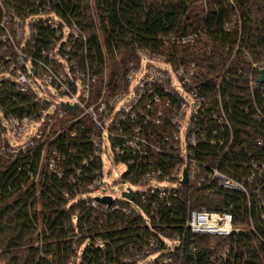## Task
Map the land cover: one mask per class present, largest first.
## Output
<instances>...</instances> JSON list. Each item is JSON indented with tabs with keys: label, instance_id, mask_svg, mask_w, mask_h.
<instances>
[{
	"label": "built area",
	"instance_id": "obj_1",
	"mask_svg": "<svg viewBox=\"0 0 264 264\" xmlns=\"http://www.w3.org/2000/svg\"><path fill=\"white\" fill-rule=\"evenodd\" d=\"M7 1L13 6L0 1V90L4 91L2 98L13 106L10 109L0 103V171L18 160L11 173L24 180L19 187L23 195L33 194L28 206L37 200L44 184L58 180L75 195L71 199L67 189L62 191L70 204L67 210L80 204L93 217L97 212L140 217L157 237L144 236L148 249L134 259H124L127 264H167L171 259L163 254L182 248L184 232L178 234L171 228L170 236H165L149 223L174 210L176 202L186 206L183 231L228 237L250 229L264 250V235L255 231L251 214L249 228H245L232 211L234 198L242 208L238 216L242 221L243 196L248 206L254 198L256 217L264 230V162H243V155L249 153L241 154L219 94L215 97L219 101L216 111L209 95L193 84L200 78L197 63L173 65L167 53L136 45L138 63L129 62L120 86L109 88L110 65H103L100 77L90 70L85 57L78 61L75 48L80 43L85 51L86 36L75 22L68 25L58 18L50 0H26L24 4ZM36 23L56 32L46 45H41L36 29L30 27ZM238 25L240 15L234 9L223 29L229 31ZM202 31L199 27L185 35H159L158 43L162 48L194 45ZM201 50L209 55L213 48L208 45ZM238 50L242 49L237 45L234 53ZM251 67L258 75L264 69V57ZM39 81L49 90H42ZM248 81L250 90L261 86L263 100L250 117L264 121V83L259 84L251 75ZM52 90L56 97L50 94ZM55 98L59 102L54 103ZM244 111L248 113V109ZM231 116L235 117L233 113ZM263 144L261 138L255 141L259 148ZM104 157L111 167L125 166L122 181L137 188L122 192L123 201L109 195L106 178L111 172H104ZM8 189L14 191L10 186ZM130 193L132 199L123 195ZM104 197H110L111 203L100 202ZM197 198L222 206L192 207ZM79 213L76 207L67 223L75 241L85 226L79 223ZM41 222L42 217L34 222L39 238L34 247L46 235L41 232ZM106 244L100 239L93 243L97 249ZM88 245L74 243L73 249L80 254Z\"/></svg>",
	"mask_w": 264,
	"mask_h": 264
},
{
	"label": "trees",
	"instance_id": "obj_2",
	"mask_svg": "<svg viewBox=\"0 0 264 264\" xmlns=\"http://www.w3.org/2000/svg\"><path fill=\"white\" fill-rule=\"evenodd\" d=\"M0 1L7 7L13 6L7 0ZM50 1L58 18L68 25L75 22L86 36L85 51L80 43L75 48L74 55L78 61L85 57L90 70L96 71L100 77L103 65H110L106 85L109 88L120 86L129 62L138 63L134 53L136 45L167 53L173 65L177 62L197 63L200 78L194 79L193 84L209 95L216 111L219 101L215 97L219 94L221 106L230 118L235 137L241 145V154L244 151L249 153L243 155V162H264V144L260 148L255 145L257 139L264 140V121H254L250 117L255 107L263 104L261 86L257 85L252 90L248 86L249 75L253 80L257 76L251 64L264 57V0H231V3L229 0ZM13 2L28 3L26 0ZM234 9L240 15V25L225 31L223 24L230 19ZM197 11L200 14H196ZM1 17L0 10V20ZM30 27L36 29L41 45H46L56 33L41 23L30 24ZM199 27L203 31L194 45L162 48L158 43L161 42L157 38L159 35H185ZM208 45L213 48L209 55L201 50ZM237 45L242 50L234 53ZM116 70L117 75L114 74ZM3 94L4 91L0 90V103L11 109L13 105L2 98ZM17 164L18 160L0 171V264H69L72 257L78 256L73 249L74 243L79 246L84 242L89 245L81 253V263L127 264L124 259H134L148 249L144 236L157 237L135 215L97 212L93 217L80 204L67 210L68 201L62 193L67 185L58 180L44 184L37 200L28 206L33 194L27 192L23 195L19 187L24 180L11 173ZM8 186L14 191L10 192ZM67 191L73 199V189ZM232 202L238 224L249 228L250 213L255 231L264 235L256 217L254 198L248 206L243 196L242 221L238 220L242 208L237 206L234 198ZM194 203L192 207L197 208L222 206L211 203L207 198H197ZM76 207L80 209L79 223L84 222L85 226L80 228V238L75 241L70 235L74 231L67 223ZM174 207L159 220L149 222L153 229L165 236H170L168 230L171 228L178 234L184 232L182 248L163 254L162 257L171 259L167 264H264V250L250 229L228 237L191 235L182 229L186 206L176 202ZM39 217H42L41 232L46 235L41 238L39 246L34 247L39 239L38 235L35 236L34 222ZM96 239L107 243L103 249L95 248L93 243Z\"/></svg>",
	"mask_w": 264,
	"mask_h": 264
},
{
	"label": "rangeland",
	"instance_id": "obj_3",
	"mask_svg": "<svg viewBox=\"0 0 264 264\" xmlns=\"http://www.w3.org/2000/svg\"><path fill=\"white\" fill-rule=\"evenodd\" d=\"M91 6H93V2H90ZM39 86L41 87L42 90L48 89V85L44 82L39 81L38 82ZM49 90V89H48ZM51 95H54L56 97V92L54 90L50 91ZM46 97V95L44 96ZM54 103L59 102L58 98L53 99ZM11 144H14V141L12 138H8ZM110 156V154H109ZM104 159V172L106 173L107 171L110 170L111 175L109 178H106V184L109 185V195L114 199L118 201H123L121 198V193L124 192L126 189L130 188L133 191H137V188L132 186L128 181H122V176L123 173L126 171V167L123 165H117L116 167H111L110 162H108V159L106 157ZM2 160V158L0 159ZM70 204H68L66 207L68 208ZM71 264H84L81 263L82 261V256L81 253L78 254L77 258H72Z\"/></svg>",
	"mask_w": 264,
	"mask_h": 264
},
{
	"label": "water",
	"instance_id": "obj_4",
	"mask_svg": "<svg viewBox=\"0 0 264 264\" xmlns=\"http://www.w3.org/2000/svg\"><path fill=\"white\" fill-rule=\"evenodd\" d=\"M256 81L259 84H263L264 83V69H261L258 71V75L256 77ZM184 182H186V180H184ZM183 182V183H184ZM126 195L127 198L132 199L133 198V194H123ZM100 202L102 203H106V204H110L111 203V198L110 197H104L102 199H100Z\"/></svg>",
	"mask_w": 264,
	"mask_h": 264
}]
</instances>
